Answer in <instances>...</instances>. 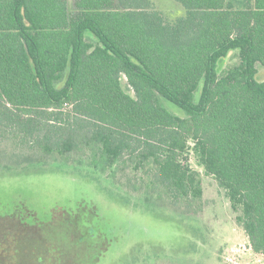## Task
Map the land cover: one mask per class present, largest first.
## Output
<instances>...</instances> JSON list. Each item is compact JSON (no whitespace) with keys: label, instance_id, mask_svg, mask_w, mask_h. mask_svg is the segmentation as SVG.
<instances>
[{"label":"trees","instance_id":"obj_1","mask_svg":"<svg viewBox=\"0 0 264 264\" xmlns=\"http://www.w3.org/2000/svg\"><path fill=\"white\" fill-rule=\"evenodd\" d=\"M174 1L171 17L153 0H0V144L78 157L196 214L192 155L264 255V0ZM78 216L10 222L0 264H45L57 245L93 264ZM21 237L30 251L11 254Z\"/></svg>","mask_w":264,"mask_h":264},{"label":"rangeland","instance_id":"obj_2","mask_svg":"<svg viewBox=\"0 0 264 264\" xmlns=\"http://www.w3.org/2000/svg\"><path fill=\"white\" fill-rule=\"evenodd\" d=\"M153 1L171 17L183 13L174 0ZM236 60L227 57L222 64ZM256 69V78L264 82V67L257 64ZM13 145L0 144V243L11 239L4 232L14 220L45 222L78 211V222L84 232L90 231L89 241L95 244L91 261L98 259L93 264L264 262V255L252 251L245 232L236 224L217 181L204 173L192 155L189 162L200 174L203 191L202 209L196 214L162 195L124 187L120 177L113 180L78 157L57 160ZM104 240L108 245L100 249ZM25 245L21 237L13 242L10 253L30 251L23 249ZM57 249L49 248L51 256L45 264H72L66 251L59 245ZM5 256L0 252V257Z\"/></svg>","mask_w":264,"mask_h":264}]
</instances>
